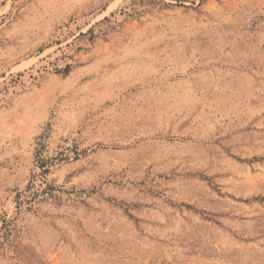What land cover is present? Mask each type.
<instances>
[{"label":"rangeland","instance_id":"374dc122","mask_svg":"<svg viewBox=\"0 0 264 264\" xmlns=\"http://www.w3.org/2000/svg\"><path fill=\"white\" fill-rule=\"evenodd\" d=\"M0 264H264V0H0Z\"/></svg>","mask_w":264,"mask_h":264},{"label":"trees","instance_id":"16d2710c","mask_svg":"<svg viewBox=\"0 0 264 264\" xmlns=\"http://www.w3.org/2000/svg\"><path fill=\"white\" fill-rule=\"evenodd\" d=\"M69 69H70V66L66 67V68H65V71H68Z\"/></svg>","mask_w":264,"mask_h":264}]
</instances>
